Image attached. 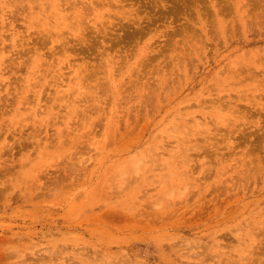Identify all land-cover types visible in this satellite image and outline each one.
Returning <instances> with one entry per match:
<instances>
[{
  "label": "rangeland",
  "instance_id": "374dc122",
  "mask_svg": "<svg viewBox=\"0 0 264 264\" xmlns=\"http://www.w3.org/2000/svg\"><path fill=\"white\" fill-rule=\"evenodd\" d=\"M0 264H264V0H0Z\"/></svg>",
  "mask_w": 264,
  "mask_h": 264
},
{
  "label": "bare ground",
  "instance_id": "6f19581e",
  "mask_svg": "<svg viewBox=\"0 0 264 264\" xmlns=\"http://www.w3.org/2000/svg\"><path fill=\"white\" fill-rule=\"evenodd\" d=\"M75 11H77V10H76L75 8H72V14H73V15H70V16H71L72 26H73V27H74V26L77 27V25H79V23H80L79 21H77V20H80V18H78L79 13L76 15V12H75ZM76 21H77V22H76ZM111 63H112L111 61H108V64H111ZM261 86H262V85H261ZM257 89H258V88H257ZM259 89H260V88H259ZM259 89H258V90H259ZM6 98H7V97L5 96L4 99L2 98L1 100H2L3 102H5L4 100H5ZM54 180H55V179H54ZM54 180H53V181H54ZM58 181H59V180H58ZM58 181H55V182L58 183ZM62 182H63V181H62ZM60 183H61V182H60ZM108 210H109V209H108ZM108 210H106V213H105V212H104V213H105V214H110V215H112V214H111L112 211H110L111 209L109 210L110 213H109ZM107 211H108V212H107ZM104 213H103L102 215H104ZM128 214H129V213H128ZM101 217H102V216H101Z\"/></svg>",
  "mask_w": 264,
  "mask_h": 264
}]
</instances>
